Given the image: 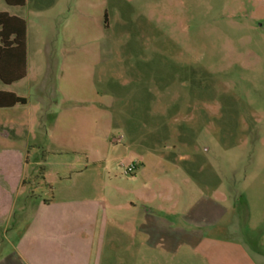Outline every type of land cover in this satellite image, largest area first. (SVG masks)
I'll return each mask as SVG.
<instances>
[{"label": "rangeland", "instance_id": "1", "mask_svg": "<svg viewBox=\"0 0 264 264\" xmlns=\"http://www.w3.org/2000/svg\"><path fill=\"white\" fill-rule=\"evenodd\" d=\"M76 1L7 9L0 0V11L28 21L30 55V77L13 89L27 102L15 114L25 126L9 133L15 137L0 135V264H19V243L31 232L41 263L60 264L68 254L84 264H194V237L237 239L241 227L248 231L252 203L264 204V0H125L128 20L141 19L137 43L145 52L128 58L129 64L148 68L128 74V83L145 88L129 100L128 123L117 122V128L92 115L94 106L67 103L56 91V55L67 44L65 36H96V26L65 20ZM114 28L108 41L85 42L84 49L127 48L132 28ZM43 48L52 61L44 75L52 96L37 115L39 129L33 126V81ZM95 61L85 56L76 68L83 95ZM96 71L125 79L121 57ZM111 128L110 139L128 129V154L123 144L100 142V133ZM121 163L145 169L126 176ZM40 169L50 190L40 185ZM69 171L78 173L66 183ZM77 211L105 215L110 230L94 233L79 257L77 241L36 225ZM147 214L164 230L149 232L147 245L139 238L128 242V236H139L128 233V223ZM260 228L250 237L257 238Z\"/></svg>", "mask_w": 264, "mask_h": 264}, {"label": "crops", "instance_id": "2", "mask_svg": "<svg viewBox=\"0 0 264 264\" xmlns=\"http://www.w3.org/2000/svg\"><path fill=\"white\" fill-rule=\"evenodd\" d=\"M41 1L44 0H24V5L20 7H11L4 5L7 9H23L29 4H33L34 7L39 6ZM46 1V0H45ZM128 2L125 0H77L65 16V20L69 21L73 25H84L92 24L96 26V36L88 35L84 32H77L73 34H67L64 38L65 44L64 50L60 51L56 58H58V67L60 72V78L57 81L56 91L60 98L67 103H71L79 106H94L91 110L92 115L104 116L113 122L112 127L117 128V122L128 123V104L134 96L139 94L143 87L141 84L135 86L134 84L128 83V74L147 72V68L140 64V62H135V65L131 66L129 64L128 58H138L144 56V49L142 45L137 43L140 40V21L137 17L136 21H129V11ZM5 12L9 16L17 17L22 19L26 25V35H25V57H26V76L10 85H4L0 81V92L11 93L15 97L24 99L18 92L13 91L16 89L20 83L29 79L30 77V55L28 49V35H29V25L28 21L19 15L10 14ZM117 26H127L128 30L132 28V35L128 38V47L120 50H115L112 48H95L94 50H85L83 45L85 42H93L99 44L102 41H108L110 30ZM114 28V31H115ZM84 29V28H82ZM134 30V31H133ZM113 31L112 37H117L116 32ZM131 31V30H130ZM140 35V36H139ZM120 37V36H119ZM92 56V58H99V61H95L88 72L89 79V89L86 91L87 95H83L82 92L85 88L81 85L78 80V72L76 68L83 63V57ZM114 57L122 58V66L125 72L124 80H115L111 76H107V73L99 72L100 75L96 76V68L98 64L104 62L112 61ZM51 61L50 54L44 51V48L38 52L35 62V75H34V88L36 89V100L38 106L35 107L36 116L34 118L33 126L35 128L41 129V124L39 123L38 114L42 113L48 104L49 98L52 96V86L49 88V84L45 83L46 70L49 69ZM119 63V62H118ZM71 68V69H70ZM69 70V71H68ZM68 71V72H67ZM99 78V79H98ZM131 78V77H130ZM42 81L43 84L41 83ZM45 83V84H44ZM41 85V86H40ZM84 86V87H83ZM40 87V88H39ZM135 90L137 93L135 94ZM44 96V98H43ZM142 96V95H141ZM140 96V97H141ZM141 100V98H138ZM25 100V99H24ZM130 100V101H129ZM51 103V101H50ZM27 104H16L10 108H0V135L15 137L16 135L9 134L14 131H21L24 128L23 119H16L15 114L17 113L18 107H24ZM16 111V112H15ZM77 115V119H79ZM94 117V116H93ZM111 129H106L104 133H100L99 140L103 145L108 147H118V145L123 144L126 153L128 154V129L125 133H120V135L114 139H110ZM4 149L0 147V150ZM128 159V156H127ZM145 169V165L139 163L135 167V174L142 172ZM77 174V173H76ZM143 199V198H142ZM143 200L152 201V199L145 198ZM251 210L247 214L248 231L240 228L238 231V238H222L204 235L200 238L194 237L189 244L190 256L193 258V263L200 262V264H264V204L252 203ZM134 212V211H133ZM132 212V213H133ZM92 213V212H91ZM62 220L60 222H40L36 224L42 229L49 230H61L62 234H67L69 240H75L79 243V250L77 256H81L82 247L85 244L93 243L92 235L94 233L108 232L106 224L108 219L104 215L101 218L99 212H93L92 214L83 211H77L75 213L63 212ZM60 220V219H59ZM58 220V221H59ZM238 221V220H237ZM240 221V220H239ZM64 222V223H62ZM240 224V223H239ZM58 226V227H57ZM34 227H36L34 225ZM261 227V228H260ZM258 228L261 229V233L257 238L250 237L248 232H256ZM164 226L157 224H152L149 221V217L141 219L139 221L138 217L134 218L133 221L128 223V233L139 234L134 236H128V242L130 239L139 238L140 241L147 245L148 243V233H158L163 231ZM37 232V231H34ZM66 236V235H64ZM67 240V238H66ZM100 242V241H99ZM84 244V245H83ZM19 256L16 258L19 264H50L48 260H43L41 258H36L38 253L36 248V242L34 233L31 232L30 235L24 240V243L20 244ZM83 245V246H82ZM180 248V245L179 247ZM93 249V248H92ZM86 249L84 253L86 254ZM94 251V250H93ZM97 254V251H95ZM91 258V256H88ZM65 260V262H64ZM60 264H84L83 261L75 258L72 261L71 256L64 254V259ZM93 264H99L98 261H93Z\"/></svg>", "mask_w": 264, "mask_h": 264}, {"label": "trees", "instance_id": "3", "mask_svg": "<svg viewBox=\"0 0 264 264\" xmlns=\"http://www.w3.org/2000/svg\"><path fill=\"white\" fill-rule=\"evenodd\" d=\"M7 6L20 7L24 0H4ZM25 22L17 17L0 12V81L4 85L15 83L26 76L25 57ZM16 104H25V100L15 97L11 93L0 92V108H10ZM76 171H69L63 180L68 183L71 175ZM40 185L50 190L45 184L43 169H40Z\"/></svg>", "mask_w": 264, "mask_h": 264}, {"label": "built area", "instance_id": "4", "mask_svg": "<svg viewBox=\"0 0 264 264\" xmlns=\"http://www.w3.org/2000/svg\"><path fill=\"white\" fill-rule=\"evenodd\" d=\"M121 166L123 168V174L128 176V175H133L135 172V167L134 166H130L128 167L127 165H124L123 163H121Z\"/></svg>", "mask_w": 264, "mask_h": 264}]
</instances>
